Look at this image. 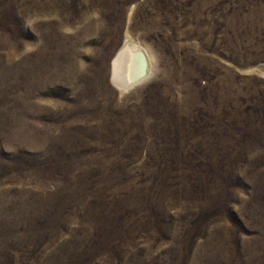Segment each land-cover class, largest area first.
Here are the masks:
<instances>
[{
	"label": "rangeland",
	"instance_id": "1",
	"mask_svg": "<svg viewBox=\"0 0 264 264\" xmlns=\"http://www.w3.org/2000/svg\"><path fill=\"white\" fill-rule=\"evenodd\" d=\"M0 264H264V0H0Z\"/></svg>",
	"mask_w": 264,
	"mask_h": 264
},
{
	"label": "bare ground",
	"instance_id": "2",
	"mask_svg": "<svg viewBox=\"0 0 264 264\" xmlns=\"http://www.w3.org/2000/svg\"><path fill=\"white\" fill-rule=\"evenodd\" d=\"M135 48H134V47ZM125 48H130V50L131 51H134V49H135V52H132L133 54H134V58L136 57V53H137V55L139 54L140 55V58H139V62H138V64H137V68L138 69H131V68H129V67H131V66H129V65H127V67L129 68V72H126V71H124L123 70V67H120V66H118V64H119V61H120V58H119V55H117L116 56V59H115V63L117 64V67H118V70H119V73H122V74H125V76H126V78H127V80H123L120 76L121 75H119V74H115L116 75V77H118V78H116V80H115V82H116V84L119 86L120 84L121 85H125V84H128V83H130V84H132L133 82H139L140 81V79L142 78V77H144L145 75H148L147 73V68H148V62H147V60H145L146 58H145V53H144V51L139 47V46H137V45H135L134 44V42H132L131 40H130V38L128 37L127 38V40H125V42H124V48L123 49H125ZM134 48V49H133ZM121 54H130V53H126L125 51H121L120 52ZM143 63H145V66L143 65ZM125 65V64H124ZM131 65H132V63H131ZM126 66V65H125ZM125 66H124V68H125ZM133 66V65H132ZM147 72V73H146ZM114 75V76H115ZM130 78V79H129ZM138 80V81H137ZM143 80V79H142ZM141 82V81H140Z\"/></svg>",
	"mask_w": 264,
	"mask_h": 264
},
{
	"label": "water",
	"instance_id": "3",
	"mask_svg": "<svg viewBox=\"0 0 264 264\" xmlns=\"http://www.w3.org/2000/svg\"><path fill=\"white\" fill-rule=\"evenodd\" d=\"M123 51H125L126 53H130V54L132 53V51L130 50V48H125V49H123ZM143 65L145 66V63H143ZM118 66H120V62H119V65ZM116 78H118V77H116V75L115 76H112V82H114V80H116ZM133 85H131L130 83H128V84H125V85L124 84L123 85L120 84L119 85L120 87L118 85H116V86H118L121 89H128V88H131Z\"/></svg>",
	"mask_w": 264,
	"mask_h": 264
}]
</instances>
